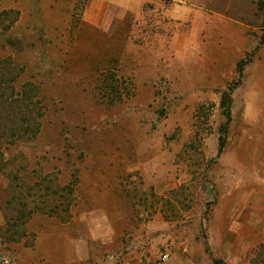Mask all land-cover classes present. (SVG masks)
Wrapping results in <instances>:
<instances>
[{"label":"rangeland","instance_id":"374dc122","mask_svg":"<svg viewBox=\"0 0 264 264\" xmlns=\"http://www.w3.org/2000/svg\"><path fill=\"white\" fill-rule=\"evenodd\" d=\"M87 2L0 0V264L80 216L115 221L101 264H264V144L221 106L222 11L264 27V0H159L113 32ZM171 4L209 10L205 38Z\"/></svg>","mask_w":264,"mask_h":264},{"label":"crops","instance_id":"0c3cea01","mask_svg":"<svg viewBox=\"0 0 264 264\" xmlns=\"http://www.w3.org/2000/svg\"><path fill=\"white\" fill-rule=\"evenodd\" d=\"M151 2L159 5V0H88L84 21L96 29L113 32L118 23L137 11L141 14L145 8L148 15L147 7ZM164 14L174 23L176 30L180 21L189 19L193 22L192 34L198 33L205 38L211 28L209 10L193 11L171 4ZM243 18V15L234 18L222 11V77L238 75V64L251 55L242 82L234 91L231 112L234 116L241 111L244 123L257 132L253 141L264 144V27L257 28L250 23L249 17ZM84 218L75 217L68 224L59 223L57 227L49 226L38 231L31 243L23 245L16 253L13 264H86L88 261L101 264L98 243L105 245L117 238L113 229L115 221L106 216L93 219L94 222ZM3 224L0 216V225ZM76 224L78 229L71 227ZM106 264L114 263L107 261Z\"/></svg>","mask_w":264,"mask_h":264},{"label":"trees","instance_id":"16d2710c","mask_svg":"<svg viewBox=\"0 0 264 264\" xmlns=\"http://www.w3.org/2000/svg\"><path fill=\"white\" fill-rule=\"evenodd\" d=\"M263 6L264 4L262 2L259 3V8L260 9H263ZM264 42V36H263V39H262V43ZM249 61L247 59L245 60H242L239 64H238V67H237V73L238 75L240 76V78L243 79L244 77V67L246 66V64L248 63ZM241 83L238 82L236 83V88L240 85ZM235 86L233 87V89H235ZM233 89H229V91H226L222 94V99H221V106H222V109L224 110V115L226 116L227 118V124H229V122L231 121V107H232V104H233V99H232V92H233ZM262 248V247H261ZM264 249V247H263ZM261 253V250L258 251V253L256 254V257H258ZM256 259L257 258H254V262H253V259H252V262L254 264H256Z\"/></svg>","mask_w":264,"mask_h":264}]
</instances>
